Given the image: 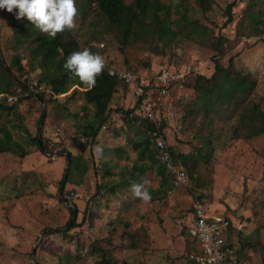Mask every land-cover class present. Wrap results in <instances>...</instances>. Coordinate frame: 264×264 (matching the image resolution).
<instances>
[{"label":"rangeland","instance_id":"rangeland-1","mask_svg":"<svg viewBox=\"0 0 264 264\" xmlns=\"http://www.w3.org/2000/svg\"><path fill=\"white\" fill-rule=\"evenodd\" d=\"M206 1L207 10L194 0L174 2L172 21L183 20L179 28L171 27L177 36L169 46L149 38L146 44L136 42L122 50L111 34L101 44L92 43L104 56L106 68L135 76L160 68L191 70L182 87L171 92L156 113L175 163L187 174L185 183L174 186L167 173L163 181L156 170L158 163L148 153L138 156L133 146L147 134L145 121L131 124L115 111L127 108L122 85L109 104L108 129L101 128L93 141L86 136L93 123V107L84 101L82 92L87 87L78 78L77 85L67 84L63 96L23 99L0 114V125L26 151L23 157L0 154V264H93L102 254L117 263L185 264L188 252L195 248L187 234L195 201L210 214H224L239 222L242 240L247 241L242 249L249 256L246 260L264 264V134L249 137L240 119L252 103L264 109V0ZM259 10L263 11L262 32L252 30L247 17ZM2 12L0 62L15 72L14 57L20 56L26 74L48 87L40 71L27 66L25 47L14 44L12 22L8 12ZM76 19L78 28L71 34L85 46L87 20L80 28L81 21ZM193 23L198 25L194 28ZM216 62L231 70V76L249 75L255 81L234 113L233 106L212 107L207 113V98L197 99L202 93L194 88L196 78L209 79ZM74 89L77 93L72 95ZM38 130L47 152L31 145ZM52 154L54 160L48 156ZM188 155L196 161L184 166L181 156ZM141 164L150 169L133 183L143 184L150 193L147 203L132 192L133 167ZM65 171H70L69 179L61 194L59 184ZM113 187L114 192H109ZM72 204L78 210L77 226L63 232Z\"/></svg>","mask_w":264,"mask_h":264},{"label":"trees","instance_id":"trees-1","mask_svg":"<svg viewBox=\"0 0 264 264\" xmlns=\"http://www.w3.org/2000/svg\"><path fill=\"white\" fill-rule=\"evenodd\" d=\"M172 1L170 5H165L160 0H76V6L78 8L77 18L81 21L79 26L81 28L83 21L85 22L87 20L89 28V33L87 34L89 35V40L84 42L85 46L79 44V40L72 36L71 31L66 30L62 33H58L55 38H51L37 30L26 18L18 20L14 17L15 15H13V13L7 14L9 15V21L12 22V40L14 44L18 48L21 46L25 47L27 66L29 65L31 69H39L40 77L43 80L41 81L49 85L52 90L47 92V94L52 93L54 96L59 97L63 96L68 91L67 84L69 82H71L72 86L78 84L77 77L73 76L63 67L66 58L72 52L81 51L85 48L93 53H100L98 52V48L92 43L101 44L103 42V37L108 34H111L113 39L120 43L122 50L136 42L146 44L149 38L161 41L165 46H169L177 36V32L171 27L175 26L179 28L180 22L183 20V18H181V20L172 21V9L176 7V3H174L176 0ZM194 1L201 9L207 10L206 0ZM0 13V15L4 14L2 10H0ZM262 16V10L247 15L248 19L251 20L252 30L262 32L259 30ZM192 25L195 28L198 24L193 23ZM156 46L157 45H155V49ZM163 52L162 50V53ZM22 60L23 58L15 55L13 62L14 66H16L15 72H12L0 62V91H8L12 87L15 79L24 73H29L26 69L27 67L21 64ZM214 69V73L209 79L204 80L200 76L196 78L194 88L202 93L200 96L198 95L197 99L203 100L207 98L204 102L207 113H209L208 110L213 109L212 107H218L220 109L226 106H233L232 112L234 113L245 102L247 96L254 89L255 81L249 75L242 76L238 73H234V75L231 76V70H224L218 62L215 63ZM72 77L75 79H72ZM201 81L205 84L209 83V86H202L199 84ZM119 85L126 87L116 78L108 76L106 69H104L103 73L96 77L95 87L91 90L87 89L82 92L84 101L87 104H91L93 107V123L87 127L86 132V136H89L92 141L98 135L102 126L107 123V116L110 111L109 104ZM76 91L77 90L74 89L72 95L77 93ZM38 96L40 100L43 101L42 96ZM21 100L23 99H20L19 102ZM14 106L15 104H13V106H6L3 102L0 103V114L11 110ZM115 111H119L123 119L126 120L131 110L118 109ZM240 119L241 122L245 124V127L242 129H245L249 137L264 134V109H260L258 104L252 103L248 110L242 111ZM42 120L43 116L41 118V121ZM144 125L147 134L142 142H136L133 147L138 151V156L140 158L148 153L149 156L147 155V157L158 163L156 170L164 181L166 179V173L168 175L169 173L155 158L148 141L149 132L153 127L146 121ZM160 129L163 131L162 125ZM12 137V132L6 128V126L0 125V154L13 153L20 157L25 156L26 151L24 148L17 141L12 139ZM31 145L43 152H47V146L42 140L39 130L36 135L31 138ZM68 156L70 157L69 153ZM69 159L71 166V157ZM189 161L195 163L196 157L194 155L185 157L182 161V165L186 166ZM147 169H150V165L141 164L139 166H134L133 175L131 177L132 183L136 181L137 177L143 175ZM69 173L70 171H67V174L65 171L63 179L60 181L59 192L61 194L65 183L68 182ZM108 173L110 174V172ZM100 188L102 187L100 186ZM114 190V187L110 188L109 192L113 193ZM69 210L70 219L63 232H67L77 226L76 219L78 210L75 204H72ZM60 231L61 230H55V232ZM241 234L242 231L238 233L235 230H229L226 245L230 249L235 250L240 259L246 260L249 259V256H244L242 249L244 246H247V241L242 240ZM189 254L190 252L187 254V259ZM93 264L126 263H117L115 260H111L105 254H102ZM185 264H194V262L188 259Z\"/></svg>","mask_w":264,"mask_h":264},{"label":"built area","instance_id":"built-area-1","mask_svg":"<svg viewBox=\"0 0 264 264\" xmlns=\"http://www.w3.org/2000/svg\"><path fill=\"white\" fill-rule=\"evenodd\" d=\"M108 76L114 77L131 90L133 107L126 117V121L134 124L137 119H142L152 125L148 141L157 161L167 170L174 186H181L187 179L186 172L178 166L172 156V152L166 143L161 128V119L156 115L163 107L171 92L177 87H182L184 78L191 70L177 72L174 69L160 68L148 75L135 76L130 72L106 68ZM38 79L29 74H22L15 80L8 91H0V103L13 105L20 99L37 95H50L54 98L50 87H42ZM108 124L102 126L105 130ZM52 160L55 154L48 155ZM191 224L187 234L195 248L188 255V259L194 264H251L242 260L238 253L226 245L229 230L241 232L242 225L234 222L224 214H210L208 209L200 202L195 201L190 208ZM206 237V238H205Z\"/></svg>","mask_w":264,"mask_h":264},{"label":"clouds","instance_id":"clouds-1","mask_svg":"<svg viewBox=\"0 0 264 264\" xmlns=\"http://www.w3.org/2000/svg\"><path fill=\"white\" fill-rule=\"evenodd\" d=\"M0 10L13 13L18 20L26 18L41 33L51 38L78 28L76 0H0ZM63 67L91 90L96 85V77L103 73L106 60L101 54L85 48L72 52ZM96 152L99 156L101 149L97 147ZM132 192L145 203L151 200L143 184L133 183Z\"/></svg>","mask_w":264,"mask_h":264},{"label":"crops","instance_id":"crops-1","mask_svg":"<svg viewBox=\"0 0 264 264\" xmlns=\"http://www.w3.org/2000/svg\"><path fill=\"white\" fill-rule=\"evenodd\" d=\"M39 70V69H38ZM15 81V80H14ZM49 86V85H48ZM50 87V86H49ZM124 88H126V96H127V108H125L124 110H127V109H130L131 110V108L133 107V97H132V93H131V90L129 89V88H127V87H124ZM85 90H87V89H85ZM107 124V123H106ZM108 127L109 126H107V128L106 129H108ZM105 129V130H106ZM169 146V145H168ZM169 148H170V146H169ZM119 152V151H118ZM189 156V155H188ZM188 156H181V159L182 160H184V158L185 157H188ZM108 172H110V171H107V173ZM109 174V173H108ZM190 218H189V224L187 225V229H188V227H189V225L191 224V216H189Z\"/></svg>","mask_w":264,"mask_h":264},{"label":"bare ground","instance_id":"bare-ground-1","mask_svg":"<svg viewBox=\"0 0 264 264\" xmlns=\"http://www.w3.org/2000/svg\"><path fill=\"white\" fill-rule=\"evenodd\" d=\"M49 92V91H48Z\"/></svg>","mask_w":264,"mask_h":264},{"label":"water","instance_id":"water-1","mask_svg":"<svg viewBox=\"0 0 264 264\" xmlns=\"http://www.w3.org/2000/svg\"><path fill=\"white\" fill-rule=\"evenodd\" d=\"M69 159V158H68Z\"/></svg>","mask_w":264,"mask_h":264}]
</instances>
